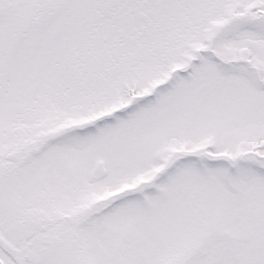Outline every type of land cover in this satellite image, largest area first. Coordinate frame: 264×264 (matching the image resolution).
Here are the masks:
<instances>
[{
	"label": "snow or ice",
	"instance_id": "obj_1",
	"mask_svg": "<svg viewBox=\"0 0 264 264\" xmlns=\"http://www.w3.org/2000/svg\"><path fill=\"white\" fill-rule=\"evenodd\" d=\"M0 264H264V0H0Z\"/></svg>",
	"mask_w": 264,
	"mask_h": 264
}]
</instances>
